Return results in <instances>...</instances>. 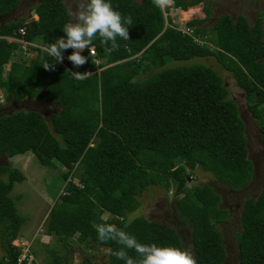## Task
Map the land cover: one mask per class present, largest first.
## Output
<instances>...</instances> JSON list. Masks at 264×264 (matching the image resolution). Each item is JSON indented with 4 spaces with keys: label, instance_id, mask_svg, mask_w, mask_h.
Instances as JSON below:
<instances>
[{
    "label": "trees",
    "instance_id": "obj_1",
    "mask_svg": "<svg viewBox=\"0 0 264 264\" xmlns=\"http://www.w3.org/2000/svg\"><path fill=\"white\" fill-rule=\"evenodd\" d=\"M19 0H0V18L10 14ZM122 17H131L129 40L117 37L118 49L106 51L97 37L90 47L103 55L101 69L93 66L85 49L87 63L78 68L67 61L63 68L55 64L47 71L43 64L54 58L35 56L28 62L24 51L14 42L23 40L27 50L43 53V47L64 36L69 13L60 0H40L32 8L36 20L24 19L0 24V89L11 105L24 98L42 96L55 108L47 121L36 111H15L0 116V157L7 160L30 153L43 167L54 168L53 160L67 175L79 170L78 188L68 183L65 193L54 203L46 222L45 234L62 241L75 237L81 244L120 249L114 241L101 242L94 225L115 224L145 244L182 248L172 227L135 217L137 196L146 187L162 184L172 187L176 214L190 229L191 252L196 264H222L225 250L216 225L225 212L218 208L219 197L209 185L186 189L188 175L201 169L231 190L245 188L252 172L247 158L244 126L236 105L227 99V91L215 71L203 65L166 67L169 61H188L211 57L253 103L247 108L258 123L264 145V33L260 19L253 25L238 15H220L212 27L209 45L196 44L190 36L164 24L154 0H110ZM199 3L200 0L192 1ZM177 7L183 11L195 6ZM186 25L196 35L209 17ZM192 21V20H191ZM24 35H18V29ZM38 43L39 49L32 44ZM19 49L20 61L10 62ZM71 49L63 52L71 54ZM136 56V57H135ZM10 62L3 77V66ZM27 62V63H26ZM99 70L95 72V68ZM85 80L74 79L69 72H85ZM153 69L156 71L151 72ZM67 70V71H66ZM4 104V103H3ZM2 104V105H3ZM49 108V109H51ZM22 174L9 162L0 166V264H14L15 248L10 243L18 236L22 219L17 215L9 193ZM106 213L108 218L102 219ZM240 232L236 234L238 264H264V188L254 199H246L239 214ZM129 255L135 257L134 251ZM56 261L54 260L53 264ZM49 264V263H48ZM87 264V262L85 263ZM106 264H124L108 254Z\"/></svg>",
    "mask_w": 264,
    "mask_h": 264
},
{
    "label": "rangeland",
    "instance_id": "obj_2",
    "mask_svg": "<svg viewBox=\"0 0 264 264\" xmlns=\"http://www.w3.org/2000/svg\"><path fill=\"white\" fill-rule=\"evenodd\" d=\"M39 1L19 0L17 6L8 17L0 18V24L19 19H24L26 23L36 20L34 15H31L33 14L31 10ZM60 1L69 13V23L74 22L73 13L78 10L79 0ZM192 1L195 0H172V3L168 7L164 9L160 8V10L165 26L174 27L177 30H181L182 34H184V31L189 29L186 24L202 20L204 18L202 9H208V19L198 25L199 28L207 29V32L200 35H196L192 31L186 33L198 45H207L209 48L214 49L209 45V40L212 38V31L210 30H212L218 17L224 14L229 15L231 18L241 15L250 26L259 18L264 33V0H200L197 4ZM133 2L141 4V0H133ZM190 3L196 5L180 15L176 13L175 9L177 7L184 8ZM12 41L18 43L20 48V45H24L19 39ZM262 42L264 45V36ZM26 54L27 52L24 53L25 56ZM25 56V60L31 58ZM94 59L98 61V59ZM92 64L95 66V63ZM194 64L209 67L220 77L222 85L227 91L226 97L236 105L239 118L242 120L244 126V135L247 141V158L252 166L250 181L245 188L231 190L199 168L194 172L185 170V174L188 175L185 183L186 189L209 185L215 194L218 195V208L225 212L221 223L216 225L217 230L221 234L222 246L225 250V260L222 264H238L236 234L241 230L239 214L244 201L246 199H254L264 188V145L260 142L257 128L258 123L247 108L253 101L245 99L232 76L224 71L213 58H193L183 62L166 59L165 68ZM6 66L7 64L3 66L4 73H7ZM153 71H156V69H153L151 72ZM86 72H90V69L86 70ZM0 95L4 96L2 90H0ZM49 108H51V104L43 102L40 98L30 101L24 100L18 105H11L4 98V104H0V116L12 111H36L47 121L50 112L55 111V108ZM262 113L264 114L263 107ZM7 162L23 176V181L14 183L8 195L13 202L17 215L23 221L19 228L17 239L23 242L31 241L32 252L37 262L39 264H53L55 260L56 264H85L86 262L87 264H106L108 254L107 249L104 247L81 244L76 241L75 237H72L66 241L65 245L67 248H65L62 241L52 235L45 234L48 212L51 206L54 203H58L59 198L64 195L68 183H73L78 188L82 187L79 183V170L74 169L65 179L63 175L66 174L67 170L58 162L52 161L54 168L43 167L37 163L30 153L18 155L8 160L5 157H0V166H5ZM180 196L174 197L173 188H165L162 184L146 187L137 196L138 206L136 210L127 214L126 221L135 217H143L147 221L157 222L164 227H172L178 233L183 249L191 252L190 229L182 224L176 214L175 205ZM107 216L106 213H103L101 218L106 220ZM15 242L13 240V244ZM2 255L3 251L0 246V258Z\"/></svg>",
    "mask_w": 264,
    "mask_h": 264
},
{
    "label": "clouds",
    "instance_id": "obj_3",
    "mask_svg": "<svg viewBox=\"0 0 264 264\" xmlns=\"http://www.w3.org/2000/svg\"><path fill=\"white\" fill-rule=\"evenodd\" d=\"M171 3L172 0H154V4L161 9L168 7ZM73 15L74 22L64 25V36L42 49L55 60V63L45 62L42 65L47 71H54L55 64L63 62V52L68 49L72 51L67 59L71 61L73 67L83 66L88 58L81 55V52L87 49L91 55L94 49L90 46L97 37L100 38L102 45H108L110 42L111 46L106 48L109 53L118 49L117 37L129 40V28L126 25H131L132 19L130 16L122 17L121 13L114 9L110 0H79L78 10ZM69 73L74 79L81 81L91 74L78 71ZM94 227L101 242L114 241L121 246L115 252L110 248L107 249V254L114 255L117 259L124 261V264H196L195 258L187 249L142 243L133 234L107 222L95 224ZM129 251H134L136 256L129 255Z\"/></svg>",
    "mask_w": 264,
    "mask_h": 264
},
{
    "label": "built area",
    "instance_id": "obj_4",
    "mask_svg": "<svg viewBox=\"0 0 264 264\" xmlns=\"http://www.w3.org/2000/svg\"><path fill=\"white\" fill-rule=\"evenodd\" d=\"M181 33L182 31L179 30ZM192 29L189 28V29H186V31H184V35H186L187 32H191ZM18 35L20 36H23L24 35V29L23 28H19L18 29ZM188 36V35H187ZM14 40V39H13ZM21 42L24 44L23 46H21V50L26 51V46H28V44L26 42H24L23 40H21ZM92 48V47H91ZM93 49V48H92ZM87 57H91V61L93 63H95L96 65V60L94 59L95 58V52H93L91 55L88 51V54H87ZM68 61L67 59V56H64V60L62 63H60V65L62 67H64V64ZM4 103V98L2 95H0V104H3ZM15 244H13V241H11L10 245L15 248V251H16V256H15V259H14V264H39L37 262V259L36 257L34 256V253L32 252V247H31V241L30 242H23V241H20L19 239H15Z\"/></svg>",
    "mask_w": 264,
    "mask_h": 264
},
{
    "label": "crops",
    "instance_id": "obj_5",
    "mask_svg": "<svg viewBox=\"0 0 264 264\" xmlns=\"http://www.w3.org/2000/svg\"><path fill=\"white\" fill-rule=\"evenodd\" d=\"M187 10H190V9H187ZM186 11V10H185ZM184 11H180V10H178L176 13H183ZM33 13V12H32ZM175 13V14H176ZM11 14V13H10ZM9 15V14H8ZM8 15H6V16H3L2 18H6V17H8ZM32 16L34 15V14H31ZM1 18V19H2ZM35 18H37V17H35ZM2 39H4V40H6L7 42H14V41H12L13 39H11V38H2ZM10 40V41H9ZM16 43V42H15ZM17 45H18V43H16ZM36 49H39L40 48V46L38 45V43H36V42H33V44H32ZM20 51H19V49L17 48L16 50H14L13 51V55L11 56V59H10V62H12V61H16V62H18V61H20L21 59H20V57L17 55V53H19ZM47 53H45L44 51H43V53H41V52H38L37 50H27V54H26V56L25 57H31L30 59H28V60H26L27 62L29 61V60H31V59H33L35 56H40V57H42V58H45L47 55H46ZM96 59H98V61H96V62H99V60H100V62L98 63V64H101L102 65V67H101V69H103V68H106V67H108V66H111L112 64L111 63H106V58H104L103 57V55H99V56H96ZM10 62L7 64V66H6V72H8V70H9V64H10ZM26 62V63H27ZM63 68H65V66L63 67ZM66 69V68H65ZM99 70L100 69H98L97 67H95V72L96 73H98L99 72ZM67 71V70H66ZM86 72V71H85ZM5 74L6 73H4L3 72V77L5 76ZM1 90V89H0ZM42 97V96H41ZM41 97L40 96H36L35 98H34V100L36 99H41ZM24 100H27V101H30V99L29 98H24L21 102H23ZM42 100V99H41ZM20 102V103H21ZM43 102H45V101H43ZM19 103V104H20ZM18 105V104H17Z\"/></svg>",
    "mask_w": 264,
    "mask_h": 264
},
{
    "label": "bare ground",
    "instance_id": "obj_6",
    "mask_svg": "<svg viewBox=\"0 0 264 264\" xmlns=\"http://www.w3.org/2000/svg\"><path fill=\"white\" fill-rule=\"evenodd\" d=\"M190 9V8H189ZM176 10V12L178 11V9H175ZM179 10H181V9H179ZM187 11V10H186ZM181 13H179V15H180Z\"/></svg>",
    "mask_w": 264,
    "mask_h": 264
}]
</instances>
